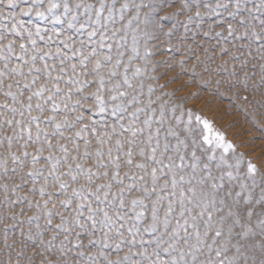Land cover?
<instances>
[{
  "label": "snow or ice",
  "instance_id": "1",
  "mask_svg": "<svg viewBox=\"0 0 264 264\" xmlns=\"http://www.w3.org/2000/svg\"><path fill=\"white\" fill-rule=\"evenodd\" d=\"M186 74L264 104V0H0V264H264V175L155 94Z\"/></svg>",
  "mask_w": 264,
  "mask_h": 264
},
{
  "label": "rangeland",
  "instance_id": "2",
  "mask_svg": "<svg viewBox=\"0 0 264 264\" xmlns=\"http://www.w3.org/2000/svg\"><path fill=\"white\" fill-rule=\"evenodd\" d=\"M21 19L37 22L33 17H21ZM165 71L164 68L158 69V72L161 73ZM177 71H179L178 68L169 71L166 75H162L158 82L153 83L163 84L169 76ZM196 71L199 73L200 69L197 68ZM200 78V76L193 78L186 74L178 77L174 82L168 83L166 87L158 89L155 94L159 95L160 92L177 89L175 96L177 98L185 97L183 100L185 109L191 108L194 112H198L202 118L208 119L213 129L222 133L225 141L234 146V153L236 155L243 154L245 163L241 170L246 168L248 161H251L257 165L261 175H264V104L257 106L252 103L254 97L248 93H240V97L247 95V100L232 96L227 90L226 84L216 87L215 80L221 79V77H213L206 87H202L198 83ZM186 81L187 83H185ZM194 93L195 95H192ZM163 99H169V97L164 96ZM255 99L258 100L259 97H255ZM176 114H180L179 109ZM185 119H187L186 116ZM219 155L220 150L217 151V156ZM232 155L233 152L230 150L229 158Z\"/></svg>",
  "mask_w": 264,
  "mask_h": 264
}]
</instances>
